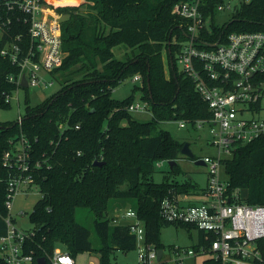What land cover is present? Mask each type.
<instances>
[{"label":"trees","instance_id":"16d2710c","mask_svg":"<svg viewBox=\"0 0 264 264\" xmlns=\"http://www.w3.org/2000/svg\"><path fill=\"white\" fill-rule=\"evenodd\" d=\"M182 1L85 0L79 5H56L63 17L65 56L54 73L62 87L42 103L28 104L21 124L0 122V154L23 133L32 144L33 159L42 162L34 173L42 196L30 214L35 226L27 238L36 259L45 257L50 264L51 254L60 246L75 258L88 251L98 255V264H113L115 250L136 249V236L128 224L112 223L110 217L114 202L126 204L123 199L134 201L132 207L145 224L146 241L164 249L161 229L173 222L161 216L162 199L174 190L198 187L189 179L179 182L168 175L161 182L154 180L156 162L177 161L186 142L159 124L210 116L178 61L182 43L174 42V37L186 41L188 31L172 9ZM221 1L204 0V16L210 23L199 32V47L210 49V43L226 41L232 32L264 31V0H242L231 19L219 24ZM2 44L0 38V50ZM16 71V65L0 53V89H12L6 76ZM135 74L142 76L140 85L129 96L115 98L114 88ZM137 90L151 104L148 121L138 120L128 110ZM9 105L0 95V106ZM96 160L104 163L94 165ZM6 172L0 163V175ZM170 172L176 175L182 170L177 164ZM224 172L229 189L242 190V200L264 204V137L239 144L224 160ZM5 199V185L0 183V235L7 230ZM78 208L92 212L98 245L90 229L78 221ZM199 243H205L202 232Z\"/></svg>","mask_w":264,"mask_h":264},{"label":"built area","instance_id":"2783aa9c","mask_svg":"<svg viewBox=\"0 0 264 264\" xmlns=\"http://www.w3.org/2000/svg\"><path fill=\"white\" fill-rule=\"evenodd\" d=\"M231 1L219 2L217 10L231 8ZM203 4L204 0H185L172 9L186 22L188 31L186 41L174 37V42L182 43L178 56L180 68L193 80L210 111L209 117L181 118L179 126L198 129L207 125L217 155L194 157V160L202 159L208 167L205 188L195 194L174 190L161 201L164 220L197 227L205 241L198 243L197 249L173 246L170 261L183 264L203 252L210 254L209 264H264V204L242 200V190H230L229 181L221 174L224 160L239 144L264 137V118L258 114L264 96V31L232 32L226 41H217L210 49L201 48L199 32L209 27ZM60 16L46 0H0L3 42L0 53L17 67L16 72L6 76L13 84L12 89H0L5 102L10 103L14 93L19 101L18 93L23 88L54 85V72L65 56ZM133 80L141 82L142 76L135 74ZM150 108V102L143 99H135L128 105L132 112ZM22 121L20 116L17 122ZM167 162L170 160L157 161L156 165ZM0 163L7 171V175H0V183L5 185L7 212L4 216L7 230L0 235V264H35L37 259L27 245L34 228L25 230L21 220L12 214V207L17 194L29 197V190L37 185L34 173L42 167V162L33 159L32 144L22 133L1 152ZM190 196L203 198L189 200ZM120 218L136 236L138 264H161L165 251L159 259V248L146 241L145 224L138 212L128 208ZM50 264L77 263L75 257L58 246L50 256Z\"/></svg>","mask_w":264,"mask_h":264},{"label":"rangeland","instance_id":"374dc122","mask_svg":"<svg viewBox=\"0 0 264 264\" xmlns=\"http://www.w3.org/2000/svg\"><path fill=\"white\" fill-rule=\"evenodd\" d=\"M52 7L57 11L56 5H79L85 0H78L75 3L64 2L61 3V0H46ZM242 0H232L231 8L218 11L216 15V22L223 24L224 22L231 19L232 14L237 6L240 5ZM58 12V11H57ZM62 22V15L60 16ZM210 23V22H209ZM115 52H118V47H116ZM65 53V52H64ZM141 82L134 81L132 77L125 79L121 84L116 86L113 90V96L115 98H125L132 94L134 91L135 85H140ZM62 87V83L56 79L53 86L48 88H40L30 86L23 88L18 93V99H16V93H14L11 98L10 105L8 107L0 106V122H10L18 121L19 117H24L26 114L27 105H37L42 103L58 91ZM142 92L137 90L135 93L136 99H141ZM259 109V116L264 118V96L261 99ZM133 117L137 118L140 121H148L152 118L151 109L138 110L132 112ZM160 128L168 130L175 138L180 141H189L191 143V149L197 158H202L204 156H215L217 155V148L214 147L210 142V132L209 127L203 126L201 128H194L190 125L186 127L179 126V120H167L162 121L159 124ZM179 167L182 170L180 174H173L170 172V164L163 163L161 166L156 165V170L153 174L154 180L156 182H161L168 175L171 179H174L179 182H184L187 179L191 182L192 185L200 188H204L207 185L208 180V167L204 164H197L193 158L183 155V157L177 160ZM221 174L224 179L226 175L224 169H221ZM25 187L22 188L23 191ZM29 197H25L24 193H19L15 196L12 207V214L16 215L19 220L23 223V228L33 229L35 224L30 219V214L34 209L35 204L41 198V191L37 185L31 187ZM190 193H194L193 189L190 188ZM243 194H245L243 192ZM203 196H190L189 200H201ZM125 200L126 204H122L120 200L114 202V209L110 212V217L112 223H124L121 220V215L128 208H133V200ZM24 212V213H21ZM77 219L78 221L87 226L91 231V239L94 244L98 245V237L94 230L93 224V214L87 208H78L77 210ZM201 231L197 227H185L180 224L170 223L164 225L161 229V240L164 244L165 254L163 256V262L161 264H179L177 262H171L173 259V253L171 248L173 246H180L183 248L191 249L199 243ZM112 262L113 264H138V250L132 249L128 252L122 250H115L113 255ZM209 253L200 252L193 257L186 259L183 264H204V261L209 258ZM77 264H98V255L94 252H82L77 255L75 258Z\"/></svg>","mask_w":264,"mask_h":264},{"label":"water","instance_id":"95a60500","mask_svg":"<svg viewBox=\"0 0 264 264\" xmlns=\"http://www.w3.org/2000/svg\"><path fill=\"white\" fill-rule=\"evenodd\" d=\"M217 43H210V46H215ZM25 85L27 84L26 83V80L24 79V82H23ZM182 154L187 156V157H190V158H194L195 155L191 149V143L189 141H186L182 147ZM195 162L197 164H204L205 165V162L202 160V159H197L195 160ZM104 162L103 161H99V160H96L94 161V165H102ZM170 164V167L173 168L174 165H177V161L176 160H173V161H170L169 162ZM162 253H163V248H159L158 249V258L160 259L162 257ZM37 263L38 264H47V260L45 257H38L37 258Z\"/></svg>","mask_w":264,"mask_h":264},{"label":"crops","instance_id":"0c3cea01","mask_svg":"<svg viewBox=\"0 0 264 264\" xmlns=\"http://www.w3.org/2000/svg\"><path fill=\"white\" fill-rule=\"evenodd\" d=\"M198 188L197 189H195V190H193L194 191V193L193 194H195V193H198L199 192V189H200V187L199 186H197ZM205 188V187H204ZM189 192H190V190H189Z\"/></svg>","mask_w":264,"mask_h":264}]
</instances>
